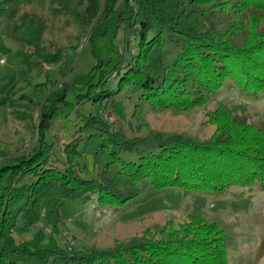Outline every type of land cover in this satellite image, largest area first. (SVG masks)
Here are the masks:
<instances>
[{
  "label": "rangeland",
  "instance_id": "374dc122",
  "mask_svg": "<svg viewBox=\"0 0 264 264\" xmlns=\"http://www.w3.org/2000/svg\"><path fill=\"white\" fill-rule=\"evenodd\" d=\"M145 1L116 0L104 21L108 0H0V60H4L0 64V168L18 164L41 145L39 114L55 94L68 86L67 105L58 106L45 132L48 164L64 172L72 169L85 180L110 183L133 195L125 205L108 207L100 205L95 196L90 200L66 199L49 182L41 185L36 195L28 192V198L15 199L8 205L9 223L0 245L49 254L40 263L35 257L16 253V264H65L54 252L71 256L108 251L117 244L131 246L144 233L158 234L167 225L176 228L188 215L201 217L223 230L228 264H264V184L200 194L155 191L146 179L134 184L120 174L119 166L108 167L100 152L105 138L82 128L85 118L91 115L104 122L108 130L130 140L180 136L201 143L215 132L207 115L223 105L234 119L264 133V95L244 94L230 81L202 107L189 111L152 109L132 86L103 107L76 103L75 97L86 94L91 79L97 84L98 75L92 77L89 73L99 59L111 67L119 60L127 63L138 56L140 11ZM149 1L181 28L197 32L211 28L237 47L244 40L230 9L207 12L211 4ZM120 13L124 20L117 17ZM160 33L161 44L149 52L144 66L152 76L160 75L172 64L184 43L156 22L145 36L150 41ZM105 79L115 90L119 79L108 73ZM27 96L35 105L26 102ZM72 147H76L74 155L67 151ZM139 150L152 148L145 145ZM122 158L137 161L136 155ZM22 181L28 185L36 179L28 176L17 187Z\"/></svg>",
  "mask_w": 264,
  "mask_h": 264
},
{
  "label": "trees",
  "instance_id": "16d2710c",
  "mask_svg": "<svg viewBox=\"0 0 264 264\" xmlns=\"http://www.w3.org/2000/svg\"><path fill=\"white\" fill-rule=\"evenodd\" d=\"M115 1L108 0L102 20L112 13ZM191 4H211L207 12L230 9L236 18V29L244 33L242 44L235 46L225 35L211 28L204 32L181 28L174 19L164 17L153 2L146 0L140 11L138 56L127 63L119 60L111 67L99 59L89 73L92 77L98 75L97 84L91 79L85 87L86 94L75 97L76 103L88 102L103 107L132 86L152 109L189 111L202 107L210 96L220 92L226 81L244 94L264 95V0H191ZM117 17L125 19L121 13ZM152 22L166 28L171 37L176 36L184 42L172 64L158 76L144 70L146 56L162 41L161 33L147 41L145 34L151 29ZM39 39L40 35L37 42ZM106 73L115 79L121 77L115 90L108 87ZM68 89V86L63 87L39 114L37 132L41 145L18 164L0 168V241L5 237L4 229L9 223V203L20 197L28 198V192L36 195L37 189L45 183H54L66 199L90 200L95 196L100 205L108 207L122 206L133 199L128 190H119L110 183L85 180L72 169L64 172V169L48 164L45 132L58 106L67 105L65 93ZM26 99L28 104L35 105L31 97ZM207 122L215 127V132L201 143L180 136H145L130 140L108 130L104 122L91 115L85 118L82 128L105 138L106 144L101 146L100 152L108 167L119 166L120 174L134 184L146 179L155 191L180 190L184 194H200L222 192L231 186L245 188L264 184V133L234 119L223 105L207 115ZM145 145L151 146L152 150L141 152L139 148ZM75 149L72 147L67 151L74 155ZM123 155H136L137 161L126 162ZM28 176H33L36 181L28 185L22 181L17 187L19 181ZM18 250H10L1 244L0 264H16V253L35 257L40 263L49 257L43 251ZM54 253L65 264H228L223 230L196 215H188L176 228L167 225L158 234L144 233L131 246L117 244L108 251L71 256L59 251Z\"/></svg>",
  "mask_w": 264,
  "mask_h": 264
},
{
  "label": "built area",
  "instance_id": "2783aa9c",
  "mask_svg": "<svg viewBox=\"0 0 264 264\" xmlns=\"http://www.w3.org/2000/svg\"><path fill=\"white\" fill-rule=\"evenodd\" d=\"M0 64H4V60H0Z\"/></svg>",
  "mask_w": 264,
  "mask_h": 264
}]
</instances>
